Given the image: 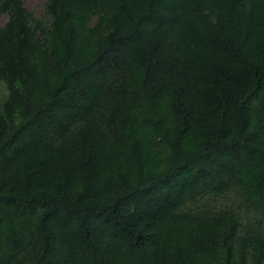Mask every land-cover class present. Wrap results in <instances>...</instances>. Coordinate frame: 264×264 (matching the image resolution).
<instances>
[{
	"label": "trees",
	"instance_id": "1",
	"mask_svg": "<svg viewBox=\"0 0 264 264\" xmlns=\"http://www.w3.org/2000/svg\"><path fill=\"white\" fill-rule=\"evenodd\" d=\"M44 1L0 0V264H264V0Z\"/></svg>",
	"mask_w": 264,
	"mask_h": 264
},
{
	"label": "rangeland",
	"instance_id": "2",
	"mask_svg": "<svg viewBox=\"0 0 264 264\" xmlns=\"http://www.w3.org/2000/svg\"><path fill=\"white\" fill-rule=\"evenodd\" d=\"M25 5L35 13L36 16H38L39 18H43L44 16V0H23ZM7 19V17L1 16L0 17V23H3L5 20ZM221 200V199H220ZM264 224V222H263Z\"/></svg>",
	"mask_w": 264,
	"mask_h": 264
}]
</instances>
